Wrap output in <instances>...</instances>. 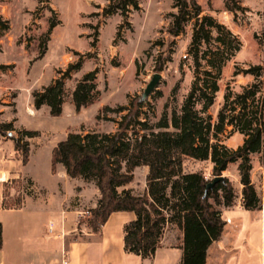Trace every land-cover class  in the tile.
I'll return each mask as SVG.
<instances>
[{
  "label": "trees",
  "instance_id": "obj_1",
  "mask_svg": "<svg viewBox=\"0 0 264 264\" xmlns=\"http://www.w3.org/2000/svg\"><path fill=\"white\" fill-rule=\"evenodd\" d=\"M172 1L176 12L169 15L171 22L167 34L174 41L192 25L189 55L195 64L194 80L180 112L173 111L170 119L166 106L160 121L151 124L147 110L153 111V106L141 96H128L127 105L104 106L96 120L114 123L115 132L69 133L52 152V172L55 174L57 167L62 165L68 177L97 186L101 198L98 207L91 210L89 219L93 233H100L114 213L128 212L136 216L124 229L127 254L153 259L171 224L183 233L182 264H207L208 250L221 239L226 226L222 209L233 207L237 199L233 183L224 176L231 164L239 162L244 209L255 211L261 206L251 174L253 156L260 154L264 159V62L236 71V76H252L255 82L242 87L238 94L227 93L214 121L209 110L220 91L222 70L241 50V44L217 19L203 14L198 0ZM132 10H141L138 0H110L103 9V16L120 13L126 17ZM56 26L58 23H51L48 38ZM96 45L97 39H94L92 46ZM45 51L46 48L39 58ZM165 65L166 61L160 57L157 71H163ZM82 66L83 57L80 56L78 62L59 71L58 78L49 86L35 91L32 94L34 108L40 110L47 106L51 117H61L68 96L65 82ZM9 69L10 66H0V71ZM98 74L96 69L77 83L72 93L77 113L101 97ZM177 91L178 86L173 93ZM107 114L114 117H106ZM15 122L0 121V135L14 142L23 164L27 165L31 153L29 140L38 137L39 132L19 130ZM229 129L231 135L244 136L243 145L236 150L221 140ZM186 159L210 161L212 180L202 173H186ZM141 167L149 168L147 188L143 196H136L124 188L134 181V173ZM216 177L224 178L209 189L208 185ZM3 244L0 223V250Z\"/></svg>",
  "mask_w": 264,
  "mask_h": 264
},
{
  "label": "rangeland",
  "instance_id": "obj_2",
  "mask_svg": "<svg viewBox=\"0 0 264 264\" xmlns=\"http://www.w3.org/2000/svg\"><path fill=\"white\" fill-rule=\"evenodd\" d=\"M109 1L0 0V64L13 62L9 65H17L16 70L11 68L0 78V111L5 112L7 117L12 116L13 107L16 109L17 104L18 112L15 113V118L18 119L19 126L40 132V138L32 142L35 150L33 169L43 180L48 178L52 152L59 141L71 132L112 131L115 128L112 122L96 120L99 110L104 106L127 105L128 96L144 97L145 90L155 74H161L162 80L153 94L146 98L153 106V111L147 110L151 124L160 121L166 106L170 119L173 111L180 112L191 89L195 76L194 60L189 55L192 25H188L185 34L174 41L167 34L171 22L169 15L176 12L172 0H138L140 11L132 10L126 17L120 13L105 17L103 9L109 5ZM228 1L229 3L225 0H199L204 11L213 15L220 24L231 31L241 44V50L222 70L220 91L216 94L214 106L209 110L214 121L224 105L227 93L238 94L242 87L255 82L252 76H236V71L264 62V0ZM52 22H61L62 27L58 28L57 38L49 47L48 35ZM83 33L87 37L92 35V41L97 39L98 48L76 78H81L92 71V68L98 69V84L102 91L100 101L85 109L79 116L73 114L74 106L70 100L65 105L61 117H51L47 109L36 113L32 94L51 83L54 70L61 61L65 65L70 58L75 62L78 60L74 51L66 47L86 50L89 42L86 37H82ZM47 46L48 55L36 62L30 71L28 64L31 57L15 52V49L24 48L36 59ZM64 52L66 55L63 59ZM160 57L166 61L161 72L157 71ZM74 82L75 80L68 83L67 94L73 90ZM176 86L178 91L174 94ZM105 116L114 117L113 114ZM236 134L231 135L229 129L221 136V140L225 144L230 141L237 147L244 136ZM259 163L264 166L262 156ZM235 164L230 167L229 175L235 173L237 166L239 167V162ZM184 171L202 173L212 180L210 161L186 159ZM261 172L256 176L258 180ZM147 176L144 169L137 171L132 190L130 189L134 195H144ZM28 185L27 180L15 181L10 186L7 184L5 194L8 197V206H21L23 199L31 193L28 191ZM239 189V184L234 185L237 199L240 196ZM10 195L13 196L9 198ZM89 219L83 218L79 221L89 225ZM166 234L168 242L181 247L183 233L176 225L170 224ZM80 235V231H77L69 240L78 239Z\"/></svg>",
  "mask_w": 264,
  "mask_h": 264
},
{
  "label": "crops",
  "instance_id": "obj_3",
  "mask_svg": "<svg viewBox=\"0 0 264 264\" xmlns=\"http://www.w3.org/2000/svg\"><path fill=\"white\" fill-rule=\"evenodd\" d=\"M198 3L200 4L199 0ZM200 6L202 7L201 4ZM202 10L204 15L213 16L206 13L203 8ZM60 27H62L61 22L51 32L49 47L57 38L58 28ZM82 37H86L89 42L86 50H76L72 47H66L74 51V55L78 58L76 62L79 61L80 56L83 57V66L81 70L74 72L71 78L65 82L66 92L68 83L75 80V86L67 94L63 113L65 105L69 100V102L72 101V93L77 83L86 74L81 78H76L77 75L83 71L85 64L92 58L98 48L97 45L96 47L92 46L91 35L87 37L83 33ZM49 47H46L42 58H39V54L36 59H33L24 48L21 50L15 49V52L31 57L28 64V71H30L36 62L43 60L48 55ZM76 53L80 56H77ZM65 55L64 52L63 59ZM76 62L70 58L63 65L61 61L59 66L54 70V77L51 83L58 78L59 71H65L70 64ZM11 63L13 62L0 64V66H10L16 70L17 65H9ZM94 70L92 68L90 72ZM6 71H0V78ZM45 87L47 86H43L40 90L36 91H41ZM98 88L101 91L99 84ZM101 97L92 105L99 102ZM4 102L7 103L6 100ZM71 103L73 104V101ZM73 106V114L77 116L90 107L83 108L77 113L74 104ZM13 108L14 114L8 117L5 112L0 111V121L10 123L16 120L15 127L19 130L25 129L19 126L18 119L15 118V113L17 114L18 112L17 104L16 109L15 107ZM42 109H47V112L50 114V109L47 106L42 107L40 110ZM40 110L35 109L36 113ZM114 126L115 128L110 132H98H115L116 125L114 124ZM238 135L243 137L240 134H236V136ZM39 138L40 132L38 137L29 140L31 147L30 160L27 165H24L23 158L16 150L14 142L0 135V223L3 226L4 240L3 248L0 250V264H64V251L68 253L67 264H182V250L180 247L174 246V244L167 241L168 237L166 233L161 247L157 250L153 259L144 260L125 252L124 229L128 223L136 219L133 213H114L98 234L93 233L89 225L82 224L79 221L78 214L86 210L91 211L96 209L101 198L100 192L94 183H87L83 179L68 177L62 165L57 167V173L54 174L52 172V160L50 170L48 169V178L43 180L33 169L35 150L32 142ZM240 142L237 147H234L230 141L226 145L236 150L243 145L244 137ZM260 156L262 155L253 156L251 180L261 198L262 204V201L264 202V166L259 163ZM235 165V163L231 164L224 173V176L235 186L240 185V196L233 207L222 209V217L226 222V226L221 239L209 248L207 264H264V211L261 209V206L259 210L255 211L244 209L243 186L241 184V177L238 174L239 171H237L238 166L236 172L229 175L230 167ZM139 169H144L145 174H149L148 167H141L136 169L135 176ZM259 171L262 172L258 180L256 176ZM205 177L209 179L207 176ZM18 180H27L28 186L33 189V192L23 199L19 208H15V205L12 207L8 206V197L5 194V189L7 184L10 186ZM132 183L124 189L132 190ZM12 196L10 195L9 198ZM52 224L53 231L51 232L50 227ZM77 231L81 233L79 238L69 240L70 236L74 235Z\"/></svg>",
  "mask_w": 264,
  "mask_h": 264
},
{
  "label": "water",
  "instance_id": "obj_4",
  "mask_svg": "<svg viewBox=\"0 0 264 264\" xmlns=\"http://www.w3.org/2000/svg\"><path fill=\"white\" fill-rule=\"evenodd\" d=\"M162 80V76L161 74H155L152 81L148 84L145 93H144V97L143 98H148L151 94H153V92L156 90L157 86L159 85V83ZM224 177H216L215 179H213V181L208 185V188H213L219 181L223 180Z\"/></svg>",
  "mask_w": 264,
  "mask_h": 264
},
{
  "label": "built area",
  "instance_id": "obj_5",
  "mask_svg": "<svg viewBox=\"0 0 264 264\" xmlns=\"http://www.w3.org/2000/svg\"><path fill=\"white\" fill-rule=\"evenodd\" d=\"M28 191L33 192V189L31 187H29ZM261 209L264 211V202L261 204ZM91 216H92V213L90 210H86V211L80 212L78 214L79 219L91 218ZM50 231L51 232L53 231V224L50 227ZM67 261H68V253H67V251H64L63 252V263L67 264Z\"/></svg>",
  "mask_w": 264,
  "mask_h": 264
}]
</instances>
